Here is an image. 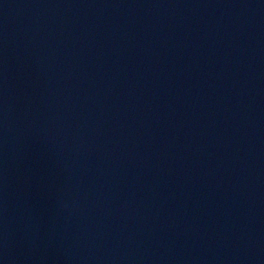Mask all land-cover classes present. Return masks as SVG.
Returning <instances> with one entry per match:
<instances>
[{
  "label": "water",
  "instance_id": "water-1",
  "mask_svg": "<svg viewBox=\"0 0 264 264\" xmlns=\"http://www.w3.org/2000/svg\"><path fill=\"white\" fill-rule=\"evenodd\" d=\"M0 264H264V0H69L0 129Z\"/></svg>",
  "mask_w": 264,
  "mask_h": 264
}]
</instances>
